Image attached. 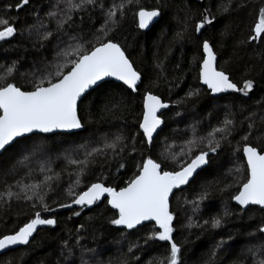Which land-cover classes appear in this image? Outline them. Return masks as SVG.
Listing matches in <instances>:
<instances>
[{
    "label": "trees",
    "instance_id": "obj_1",
    "mask_svg": "<svg viewBox=\"0 0 264 264\" xmlns=\"http://www.w3.org/2000/svg\"><path fill=\"white\" fill-rule=\"evenodd\" d=\"M18 2L0 0V18L8 19L17 29L14 37L0 41V85L12 82L22 90H32L48 72L54 78L56 66L65 62L61 53L69 45L79 43L90 49L97 36L119 43L142 79L136 93L104 82L87 94L78 107L81 131L34 135L16 141L0 155V193L4 194L0 198V237L13 234L36 211L42 218L57 221L55 226L40 229L28 245L1 256L0 264H159L169 255L170 246L146 240L155 230L154 224L138 230L112 225L109 221L116 213L106 200L82 210L62 211L59 205L71 202L70 188L80 192L97 180L117 190L126 186L143 159L153 158L164 170L179 171L200 151L208 152V166L170 200L173 238L181 249V264H259L264 259V235L258 231L264 225V211L257 207L242 211L231 197L246 175L243 146H264V45L245 43L264 0H231L230 11L224 14L218 12L222 0H204L202 4L192 0H97L103 8L84 3L72 11H68L67 0H30L17 11ZM72 2L82 4L83 0ZM121 3L124 14L121 17L118 12V24L105 36L98 31L106 19L105 12ZM9 5L13 7L9 9ZM140 7L161 12L148 32L137 28L135 13ZM50 12L56 15L49 16ZM203 13L214 17V24L197 36L195 24ZM66 15L71 20L58 27ZM48 33L51 35L45 38ZM204 40L217 55L218 70L230 73L238 86L246 79L254 81L249 99L232 94L212 98L200 85L198 65ZM13 65L12 74L7 75L6 69ZM194 90L198 94L189 97L187 94ZM148 92L169 104L161 113L164 126L151 148L142 141L138 129L143 96ZM225 119L233 123L225 132H214L225 127ZM250 122L252 135L245 141L242 137ZM209 139L219 142L215 152L208 149ZM113 142L115 149L105 147ZM95 148L103 149L104 154L88 157L89 164L76 186V174L83 166L70 161L84 160ZM120 163L125 167L118 169ZM49 176L52 179L44 183ZM30 183L41 184L51 214L38 202L33 207V202L7 197L8 191L18 193L20 185ZM74 210L80 215H73ZM214 217L221 219L217 228L211 226Z\"/></svg>",
    "mask_w": 264,
    "mask_h": 264
},
{
    "label": "snow or ice",
    "instance_id": "obj_2",
    "mask_svg": "<svg viewBox=\"0 0 264 264\" xmlns=\"http://www.w3.org/2000/svg\"><path fill=\"white\" fill-rule=\"evenodd\" d=\"M29 2L30 0H19L15 9L19 11ZM84 3L103 8L102 4H97V0H83L82 4H74L72 0H67L68 11L79 10ZM230 3L231 0L229 3H223L222 0L218 12L221 14L229 12ZM12 7V5L8 6L9 9ZM118 12L122 17L124 14L123 3L113 4L108 8L105 12L104 24L98 30L100 33H104L106 36L107 32L118 24L116 19ZM48 15L55 16L56 13L50 12ZM135 15L138 17L139 29L143 30L148 28L155 18L161 15V12L159 9L147 10L140 7ZM68 20H71L70 15H66V19L61 20L58 27L62 28ZM213 21L214 17L210 18L209 15L202 14V19L195 24V31L200 33L205 25H211ZM0 25L3 26L0 28V41H6L16 35L17 29L8 19L0 18ZM49 35L51 33L46 34L45 38ZM73 39L76 38L73 37ZM253 42L264 45V7L259 8L258 17L254 21L247 41H245L249 44ZM201 48L203 58L202 63L198 65L199 81L206 85L213 95L239 93L245 97L249 96V93L254 89V81L246 79L243 86L239 87L230 78V73L223 68L217 69L216 53L207 40L202 42ZM61 54L64 56L65 62L56 66L54 78L53 74L48 72L45 78H41L33 84L32 90H22L12 82L0 85V150L7 151L16 138L24 137L29 133H52L56 130L81 129L83 124L78 116V102L90 88L105 78H114L116 81L122 82L132 92L137 91L138 82H141L142 79L141 73L134 67L122 46L111 38L105 39L102 36H97L96 43L90 49H84L81 44L77 43L75 46L69 45L68 49L63 50ZM69 56L74 58L69 60ZM65 68H67L66 71ZM13 69L14 65L8 67L6 69L7 75H11ZM197 94L198 90H194L187 95L191 97ZM168 107V104L162 102L160 97L151 92L143 96L142 116L138 121V129L142 134L143 142L149 145L152 143L153 134L163 123L162 114L158 115V112ZM232 123L231 120L225 119L223 121L225 127L216 128L214 132H225L227 126ZM252 129L253 123L250 122L248 132L242 137L243 140L249 139V136L252 135ZM209 136L212 137L213 133H209ZM116 140L122 141V137H117ZM189 143L192 144L195 141H189ZM105 147L115 149L116 143H106ZM218 147V141L208 140L209 151L215 152ZM131 150L135 151V143H133ZM242 151L246 160V175L237 193L231 199L241 209H246L249 205H257L264 209V146L257 147L246 143ZM95 154L103 155V149H92L87 152L82 161H70L72 164L83 166L80 172L76 174V186L80 185V176L83 175L84 168L89 164L88 157ZM207 157L208 152L200 151L199 154L190 159V162L182 165L179 171L164 170L161 163L153 158L143 159L137 164L138 170L127 181L126 186L117 190L116 187L106 186L105 183L97 180V182L90 183L86 190L80 192H75L70 188L68 196L71 198V202L61 203L59 207L71 208L76 205L82 210L85 207L98 206L100 202L106 200V204L116 213L109 221L112 225L133 230L137 229V226H145V222H154L155 230L149 233L146 240L167 242L170 246L169 255L159 261V264H181V249L173 238L174 214L170 211L169 198L173 194V189H178L187 184L193 173L208 163ZM124 167V163L118 165V169ZM48 171L51 169L49 168ZM51 179V176L46 177L44 183ZM3 195L0 193V198H3ZM7 197L33 202V207L38 202L45 212L52 211L45 202L41 184H22L18 193L8 191ZM73 215L79 216L80 212L74 210ZM225 215H229V213L226 212ZM56 223V219L42 218L40 211H36L34 216L22 227H19L14 234H6L0 237V253L11 250L13 246L28 245L30 238L34 239L33 234L37 232L39 226H55ZM220 225V218L214 217L211 220L213 228ZM258 231L264 233V226H261ZM129 251H132V247L129 248ZM82 264H87V262H82ZM259 264H264V259L260 260Z\"/></svg>",
    "mask_w": 264,
    "mask_h": 264
},
{
    "label": "water",
    "instance_id": "obj_3",
    "mask_svg": "<svg viewBox=\"0 0 264 264\" xmlns=\"http://www.w3.org/2000/svg\"><path fill=\"white\" fill-rule=\"evenodd\" d=\"M192 1H195V2H197V3L202 4L204 0H192ZM203 14H206V13H203ZM137 19H138V17H137ZM159 19H160V16L157 17V18H155V20L149 25L148 28L143 29V30L140 29V30H141L142 32H148V31L150 30V28L152 27V25H154ZM213 24H214V22H213L211 25H205V28H208V27L212 26ZM205 28H204V29H205ZM204 29H202V30H204ZM202 30H201V31H202ZM200 33H201V32H200ZM200 33H197V32H196V35L199 36ZM210 45H211V44H210ZM202 54H203V51H202ZM216 56H217V55H216ZM201 63H202V62H201ZM216 67H217V62H216ZM104 82H114V83L120 84V85H122V86H124V87L127 88L126 85H123L122 82L116 81L114 78H105V80L98 82L97 85H94L92 88H90V89L88 90V92H87L85 95L89 94V93H90L95 87H97L98 85H100V84H102V83H104ZM140 84H141V82H138V87H139ZM200 84H201V86L205 87L206 90H207L208 92H210V91L207 89V86H206V85H203L201 82H200ZM242 86H243V83H242V85H240L239 87H242ZM138 87H137V88H138ZM254 89H255V83H254ZM254 89H253V91H254ZM128 90H129V89H128ZM129 91H131V90H129ZM253 91H252L251 93H249V96H247V97H245V96H243V95H241V94H239V93H220V94H215V95H213L211 92H210V96H211L212 98H219V97L224 96V95H230V94H232V95H236V96H238V97L244 98V99H249V97L251 96V94L253 93ZM131 92H132V91H131ZM133 93H136V92H133ZM85 95H84V96H85ZM83 98H84V97H82V99H83ZM82 99H81V101H82ZM81 101H80V102H81ZM80 102H78V103L80 104ZM166 104H167V103H166ZM167 109H168V108H166V109H161L160 112H158V115H161V113H162L163 111L167 110ZM163 126H164V124L162 123L161 126H160V128L157 129V132L153 134V140L155 139V137L157 136V134L162 130ZM81 129H82V128H81ZM81 129L71 130V131H60V130H56V131H54V132H52V133H29V134H26V136H24V137H18V138H16L15 141H17V140H19V139H23V138L29 137V136H32V135H35V134L46 135V136H48V135H52V134H58V133L70 134V133H76V132L80 131ZM15 141H14V142H15ZM14 142H13V143H14ZM152 143H153V141H152ZM152 143H151L150 145L147 143L148 147H151V146H152ZM3 151H4V150H0V154H2ZM242 156H243V151H242ZM208 157H209V156H208ZM208 157H207V159H208V163H209V158H208ZM243 158H244V157H243ZM244 160H245V159H244ZM208 163L205 164V165H202L200 168H198V169L196 170V172L193 173L192 177H190L189 182H188L187 184L182 185V186H181L180 188H178V189H173V194H174L176 191H179V190H182V189L186 188V187L188 186V184L191 183V182L193 181V179L195 178V176H197V175H198V174H199L204 168H206V167L208 166ZM245 163H246V160H245ZM173 194H172V195H173ZM172 195H171V196H172ZM171 196H170L169 200H171ZM232 203H233L236 207H238L239 209H241L240 206L237 205V204L235 203L234 200H232ZM108 206H109V205H108ZM109 207H110V206H109ZM250 207H257V208L261 209V208H260L259 206H257V205H249L246 209H241V210H242V211H245V210H247V209L250 208ZM73 208H80V207H79V206H76V205H73L71 208H60V210L63 211V210H68V209H73ZM110 209H111V207H110ZM111 210H112V211H115V210H113V209H111ZM261 210L264 211V209H261ZM50 213H51V212H50ZM148 223L154 224V222H145V224H148ZM263 226H264V225H263ZM45 227H49V226H46V225H45V226H39L38 229H37V232H38L40 229L45 228ZM139 227H141V226H137V228H139ZM37 232H36V233H37ZM36 233H34L33 235L35 236ZM261 234L264 235V233H261ZM32 239H33V238H30V241H31ZM23 246H25V245L13 246L11 250H6V251L0 253V256H2V255H4V254L8 253L9 251L16 250V249H18V248H20V247H23Z\"/></svg>",
    "mask_w": 264,
    "mask_h": 264
},
{
    "label": "bare ground",
    "instance_id": "obj_4",
    "mask_svg": "<svg viewBox=\"0 0 264 264\" xmlns=\"http://www.w3.org/2000/svg\"><path fill=\"white\" fill-rule=\"evenodd\" d=\"M136 22H137V28L139 29V27H138V19H137V16H136ZM139 30H140V29H139ZM140 31H141V30H140ZM199 83H200V81H199ZM200 85H201V84H200ZM98 86H99V85H98ZM98 86H97V87H98ZM95 88H96V87H95ZM95 88H94V89H95ZM209 93H210V92H209ZM85 96H86V95H85ZM85 96H84V97H85ZM210 97H211V96H210ZM168 105H169V104H168ZM80 131H81V130H80ZM78 132H79V131H78ZM58 134H65V133H58ZM35 135H39V134H35ZM52 135H55V134H52ZM32 136H34V135H32ZM40 136H46V135H40ZM48 136H50V135H48ZM29 137H31V136H29ZM26 138H28V137H26ZM23 139H25V138H23ZM19 140H21V139H19ZM17 141H18V140H17ZM15 142H16V141H15ZM15 142H14V143H15ZM14 143H13V144H14ZM13 144H12V145H13ZM8 148H9V147H8ZM149 148H151V147H149ZM4 152H5V151H3V153H4ZM3 153H2V154H3ZM2 154H0V155H2ZM184 189H185V188H184ZM182 190H183V189H182ZM93 206H94V205H93ZM93 206H92V207H93ZM92 207H91V208H92ZM108 207H109V206H108ZM85 208H88V207H85ZM109 208H110V207H109ZM75 209H81V208H75ZM88 209H90V208H88ZM59 210H60V208H59ZM68 210H70V209H68ZM52 212H53V211H51V213H52ZM114 212H115V211H114ZM51 213L49 212V214H51ZM148 224H151V223H148ZM49 227H51V226H49ZM45 228H46V227H45ZM121 228H122V227H121ZM42 229H43V228H42ZM13 234H14V233H13ZM25 246H26V245H25ZM23 247H24V246H23ZM20 248H21V247H20ZM18 249H19V248H18ZM16 250H17V249H16ZM13 251H14V250H13ZM9 252H10V251H9ZM9 252H8V253H9ZM6 254H7V253H6ZM4 255H5V254H4ZM2 256H3V255H2ZM0 257H1V256H0Z\"/></svg>",
    "mask_w": 264,
    "mask_h": 264
},
{
    "label": "rangeland",
    "instance_id": "obj_5",
    "mask_svg": "<svg viewBox=\"0 0 264 264\" xmlns=\"http://www.w3.org/2000/svg\"><path fill=\"white\" fill-rule=\"evenodd\" d=\"M242 85V84H241ZM147 145V144H146ZM147 147H148V145H147ZM149 148V147H148Z\"/></svg>",
    "mask_w": 264,
    "mask_h": 264
}]
</instances>
